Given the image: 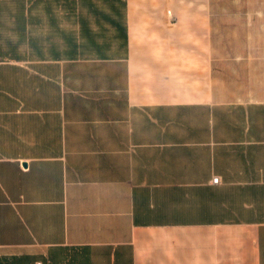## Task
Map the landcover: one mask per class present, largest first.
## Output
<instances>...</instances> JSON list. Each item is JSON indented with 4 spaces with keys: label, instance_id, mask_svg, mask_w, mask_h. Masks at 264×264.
Here are the masks:
<instances>
[{
    "label": "crops",
    "instance_id": "1",
    "mask_svg": "<svg viewBox=\"0 0 264 264\" xmlns=\"http://www.w3.org/2000/svg\"><path fill=\"white\" fill-rule=\"evenodd\" d=\"M0 264H264V0L0 1Z\"/></svg>",
    "mask_w": 264,
    "mask_h": 264
},
{
    "label": "trees",
    "instance_id": "2",
    "mask_svg": "<svg viewBox=\"0 0 264 264\" xmlns=\"http://www.w3.org/2000/svg\"><path fill=\"white\" fill-rule=\"evenodd\" d=\"M3 1V0H0ZM89 13L102 16L118 30L121 39L127 38V0H82ZM148 0H129L131 8H136L140 2Z\"/></svg>",
    "mask_w": 264,
    "mask_h": 264
},
{
    "label": "built area",
    "instance_id": "3",
    "mask_svg": "<svg viewBox=\"0 0 264 264\" xmlns=\"http://www.w3.org/2000/svg\"><path fill=\"white\" fill-rule=\"evenodd\" d=\"M213 181H214V182H218V181H219V176H215V177L213 178Z\"/></svg>",
    "mask_w": 264,
    "mask_h": 264
}]
</instances>
